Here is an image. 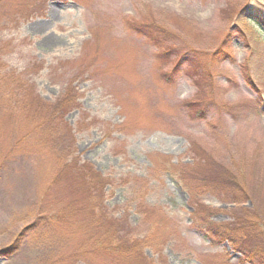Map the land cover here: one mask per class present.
Returning <instances> with one entry per match:
<instances>
[{
  "label": "rangeland",
  "instance_id": "obj_1",
  "mask_svg": "<svg viewBox=\"0 0 264 264\" xmlns=\"http://www.w3.org/2000/svg\"><path fill=\"white\" fill-rule=\"evenodd\" d=\"M263 13L264 0H0V84L19 77L29 99L0 112V264H264L244 257L264 248ZM68 87L77 107L48 118ZM85 166L108 180L92 196ZM206 220L233 224L236 244L210 241ZM99 222L129 259L95 250Z\"/></svg>",
  "mask_w": 264,
  "mask_h": 264
},
{
  "label": "trees",
  "instance_id": "obj_2",
  "mask_svg": "<svg viewBox=\"0 0 264 264\" xmlns=\"http://www.w3.org/2000/svg\"><path fill=\"white\" fill-rule=\"evenodd\" d=\"M254 22H256V24L262 29L259 30L260 32H264V13L260 14V15H254L253 18ZM19 79V80H18ZM2 83L0 84V93H4L5 96L2 102H0V112L3 111H9L11 107H13V104L11 103L13 100L14 104H18V105H23L26 106L27 104H29V99L28 98H21L22 96V91L26 90L28 85L24 82V80H21L19 77L16 78V76H5L4 78L1 79ZM15 83L17 84V87H14ZM78 98L76 97V89L74 88H70L68 87V89L65 91L64 95L62 96V98L59 100L58 104L55 106L54 110H52V113L50 112L48 118L51 117V115H58V117H63L65 119V116H67V114H69L75 107H77L78 105ZM39 104H41L39 102ZM46 105V103H43V106ZM48 106V105H47ZM47 118V119H48ZM66 165L72 166V162L70 163H65ZM73 167V166H72ZM88 167L85 166L84 168L81 169V171L85 170V175H86V180H87V184H86V188L87 191L90 193V195L96 193V190L98 188V186H100V184H102L104 186V181L106 179H100L98 178V174H96V176H91L90 172H93V170H91L90 168H88L89 172L86 171ZM84 175V176H85ZM83 176V177H84ZM90 181V182H89ZM108 181V180H106ZM214 184L215 186H221V185H225L226 182H211V184ZM219 189V188H217ZM91 195V196H92ZM203 214V212L199 209H194L193 211V219H194V223L195 224H199L198 220L202 221V217L199 218L198 215ZM107 219H104L105 223H109L111 221H106ZM240 221V222H239ZM104 222H99V223H95L97 226V230L98 232L94 231L96 233V240L94 241L95 244V250H105L107 253H111V254H115V255H120L122 254L120 252V249L118 248H113V238L115 235V227L109 229V227L105 226ZM237 222H239V225L242 224L241 220H237ZM233 224L230 225H223V224H215L213 222H211L210 220H206L204 221L202 224L199 225L200 227V231L203 233V235H205L208 239H210V241H215L216 239H221L222 240H227L230 241L234 244H236L235 238L232 235V226ZM112 226V225H110ZM256 226V225H254ZM233 227V226H232ZM263 228V229H262ZM255 227V232L256 233H260L262 236L264 234V227ZM103 230L104 234L101 233V231ZM25 233V232H24ZM24 233H21L18 238H20L23 236ZM247 240V237H246ZM255 241V242H254ZM264 244V243H263ZM15 248H11L10 251H2L4 254H7V256H12L15 254V252L17 251L16 249L18 248V241L15 243ZM21 245V244H20ZM20 247V246H19ZM118 247V246H117ZM247 249H251L252 252H254L251 257L250 254H246L247 252H245V256L246 259H256V257H263L264 258V248L260 249L259 252H257L256 250L259 249V245L256 243V240L253 241H249L246 244ZM119 258L121 260H125V259H129L128 257L126 258V256L124 254L120 255ZM249 261V260H248Z\"/></svg>",
  "mask_w": 264,
  "mask_h": 264
}]
</instances>
